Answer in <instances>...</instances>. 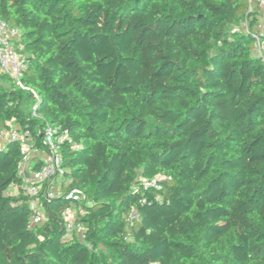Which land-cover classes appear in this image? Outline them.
<instances>
[{"label": "trees", "instance_id": "16d2710c", "mask_svg": "<svg viewBox=\"0 0 264 264\" xmlns=\"http://www.w3.org/2000/svg\"><path fill=\"white\" fill-rule=\"evenodd\" d=\"M252 1L0 0L29 62L21 84L0 72V129L41 149L45 123L68 131L65 190L88 199L85 240L66 197L31 230L20 145L0 149V264H264Z\"/></svg>", "mask_w": 264, "mask_h": 264}, {"label": "built area", "instance_id": "2783aa9c", "mask_svg": "<svg viewBox=\"0 0 264 264\" xmlns=\"http://www.w3.org/2000/svg\"><path fill=\"white\" fill-rule=\"evenodd\" d=\"M258 1L261 13L264 14V0ZM19 38V31L0 18V72L21 84L29 62L27 55L17 47ZM255 40V49L258 52L255 55L264 61V30L256 31ZM37 111L38 105H35L32 116L42 120ZM40 135L43 149L37 146V141L29 130L23 131L14 125L8 129H0V149L11 142L18 143L21 148L19 176L23 180L24 196L31 208L29 228L34 230L45 223L46 201L66 197L70 202L63 212L67 232L83 241L86 238V227L82 218L86 214L84 206L88 199L77 189L68 192L65 190L69 182L62 151L64 145L72 140L68 131L48 123H45Z\"/></svg>", "mask_w": 264, "mask_h": 264}, {"label": "rangeland", "instance_id": "374dc122", "mask_svg": "<svg viewBox=\"0 0 264 264\" xmlns=\"http://www.w3.org/2000/svg\"><path fill=\"white\" fill-rule=\"evenodd\" d=\"M250 11L252 13L256 12L257 15H258V22H257V25L255 26V31H260V30L262 31V30H264V14L261 13V10H260V7H259V1L258 0H253L252 1L251 6H250ZM250 20L251 19H246L239 26L233 25L232 28L234 30H238L240 28L242 31L247 32L248 31V28H249ZM253 52L256 55L258 53L256 49H254ZM6 87H7V85L4 82H1L0 81V88H6ZM23 110L27 113L28 110H29V107H24ZM8 194H11V195H19V189L17 187H13V188H11L9 190ZM108 261L111 264L110 259H108Z\"/></svg>", "mask_w": 264, "mask_h": 264}, {"label": "crops", "instance_id": "0c3cea01", "mask_svg": "<svg viewBox=\"0 0 264 264\" xmlns=\"http://www.w3.org/2000/svg\"><path fill=\"white\" fill-rule=\"evenodd\" d=\"M255 55V54H254ZM256 56V55H255Z\"/></svg>", "mask_w": 264, "mask_h": 264}]
</instances>
